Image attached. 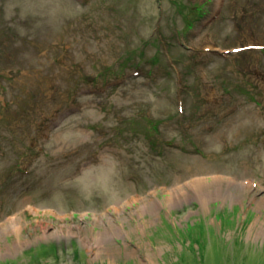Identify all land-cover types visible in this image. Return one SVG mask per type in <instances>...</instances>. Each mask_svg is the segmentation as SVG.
<instances>
[{
	"label": "rangeland",
	"instance_id": "rangeland-1",
	"mask_svg": "<svg viewBox=\"0 0 264 264\" xmlns=\"http://www.w3.org/2000/svg\"><path fill=\"white\" fill-rule=\"evenodd\" d=\"M197 261L264 264V0H0V264Z\"/></svg>",
	"mask_w": 264,
	"mask_h": 264
},
{
	"label": "bare ground",
	"instance_id": "bare-ground-1",
	"mask_svg": "<svg viewBox=\"0 0 264 264\" xmlns=\"http://www.w3.org/2000/svg\"><path fill=\"white\" fill-rule=\"evenodd\" d=\"M187 183H189V185L192 187V188H195V189H197L196 190V194L198 195H203V194H205V195H209L210 193L208 192V188L209 187H215V190H217V188H219L220 187V185H221V183H210V182H207L206 180H198V181H196V182H192V183H190V181L189 182H187ZM230 184H232V183H230ZM229 184V185H230ZM186 186V184H182L181 186H180V189L182 190L184 187ZM207 197H201V199H202V201L204 202L205 201V199H206ZM179 200H180V198H178V197H174L172 194H168L166 197H163L162 198V201H164V203L161 205V207H163V206H170V205H174V204H177V203H179ZM155 200H152L151 201V208L150 209H152V208H157L158 207V205H159V203H160V200H157L158 201V203H156V202H154ZM145 209V208H144ZM144 209H141V210H144ZM139 211H141L140 209H138ZM149 210V209H148Z\"/></svg>",
	"mask_w": 264,
	"mask_h": 264
},
{
	"label": "trees",
	"instance_id": "trees-1",
	"mask_svg": "<svg viewBox=\"0 0 264 264\" xmlns=\"http://www.w3.org/2000/svg\"><path fill=\"white\" fill-rule=\"evenodd\" d=\"M204 256H205V254H201L200 258H199V261H201L204 258ZM196 264H198V261L196 262Z\"/></svg>",
	"mask_w": 264,
	"mask_h": 264
}]
</instances>
